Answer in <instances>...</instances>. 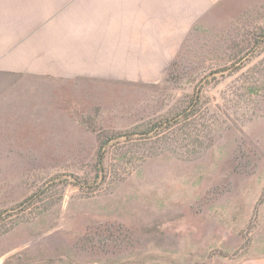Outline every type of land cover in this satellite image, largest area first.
<instances>
[{
    "label": "rangeland",
    "instance_id": "1",
    "mask_svg": "<svg viewBox=\"0 0 264 264\" xmlns=\"http://www.w3.org/2000/svg\"><path fill=\"white\" fill-rule=\"evenodd\" d=\"M141 69L0 123V264H264V0Z\"/></svg>",
    "mask_w": 264,
    "mask_h": 264
},
{
    "label": "crops",
    "instance_id": "2",
    "mask_svg": "<svg viewBox=\"0 0 264 264\" xmlns=\"http://www.w3.org/2000/svg\"><path fill=\"white\" fill-rule=\"evenodd\" d=\"M230 1L0 0V123H28L62 82L140 81Z\"/></svg>",
    "mask_w": 264,
    "mask_h": 264
},
{
    "label": "trees",
    "instance_id": "3",
    "mask_svg": "<svg viewBox=\"0 0 264 264\" xmlns=\"http://www.w3.org/2000/svg\"><path fill=\"white\" fill-rule=\"evenodd\" d=\"M99 149H100V151H102V149H103V148H102V146H100V148H99Z\"/></svg>",
    "mask_w": 264,
    "mask_h": 264
}]
</instances>
